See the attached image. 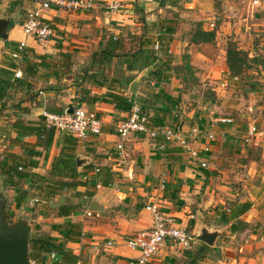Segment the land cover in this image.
I'll use <instances>...</instances> for the list:
<instances>
[{"label":"crops","instance_id":"0c3cea01","mask_svg":"<svg viewBox=\"0 0 264 264\" xmlns=\"http://www.w3.org/2000/svg\"><path fill=\"white\" fill-rule=\"evenodd\" d=\"M37 1L0 0V18H9L12 23L6 39L0 37V67L2 55L22 41L25 42L26 54H45L50 57L52 65L48 69H40V76L33 80L39 92L38 104H23L29 106L23 118L37 119L52 102L73 105L83 99L82 106L96 111L102 118L103 132L78 138L73 150L77 171L90 167L92 170L86 176L93 183L79 186L76 190L82 195L78 197L66 199L57 196L53 200L56 202L54 206L60 201L81 202L80 212L58 217L40 212L39 205L37 216L31 218L24 210L16 213L14 203L9 213L12 214L10 220L16 221L22 215L29 220L31 231L32 222L40 224L42 220V230L56 237L60 235L51 230L52 223L67 220L81 224L82 236L76 241L65 242L67 249L78 256L75 264H138L139 251L129 248L126 240L151 226L152 215L147 205L154 203L173 215L180 226L194 237L203 227L217 230L220 235L214 246L195 239L189 248L174 250L167 243L146 264H264V89L244 93L242 88V93L236 98L238 100L233 99L228 106L220 102L215 105L218 110L228 108L235 114L222 116L231 118V123H217L221 116L207 114L204 107L195 103L198 98L190 96L191 101L188 97L189 89L195 88L191 82L202 77L204 72L200 69H205V62L210 60L213 64L215 55L219 58L218 64L212 67L213 73L207 77L218 78L216 83L219 85L214 88L217 94L224 96L221 89L225 88L220 87L221 81L238 83V88L246 86L244 80L230 75L225 48L220 49V55L215 52L219 50L223 37L228 36L239 49L249 50L250 56L264 59L263 12L252 10L251 0H120L118 11L110 10L107 3L105 5L98 0L87 11L45 10L43 14L56 30V36L41 44L26 36L21 28L27 11L34 8ZM137 7L147 17L139 20L135 11ZM170 9L174 10L176 18L171 20L160 15L162 18L158 23L186 26L195 20V27L200 23L202 31L214 32V38L204 40L196 37L195 29L187 35L185 31L176 30L171 35L167 52H156L154 44L159 30L153 34L150 30L156 27L154 15ZM179 9L182 13L177 17ZM234 11L238 15L237 20L233 17ZM184 16H190L188 23ZM151 34L153 37L149 38ZM110 37L118 38L120 45L115 52L120 54L103 64L101 53ZM149 50L157 57L148 59ZM61 53L68 56H60ZM184 62L191 69L187 74L180 70L184 69ZM222 73L226 78H221ZM252 73L264 87V61L258 62ZM134 81L137 87L132 92L130 86ZM111 93L132 103H141L154 124L168 125L171 121L184 130L195 124L204 128L217 127L210 152L202 155L208 166L201 168L197 160L188 157L177 146L156 150L152 141L143 134L120 138L115 132V123L125 118L129 111L119 110L113 103L101 99ZM15 95L20 96V92ZM93 97L97 99L91 102L84 100ZM253 109L257 111L261 129L256 127V133L249 135V128L253 122L256 123L255 117L252 116L255 120H250ZM241 117L250 120L248 127L238 122ZM208 118L211 121L202 123ZM7 134L14 136L12 132ZM66 135L68 133L55 131L47 152L36 147L40 155L32 156L37 164L29 171L47 175L52 160L67 141ZM25 140L33 142L34 138ZM8 143V138H0V158L5 148L29 157L20 146H8ZM201 143L197 142L196 146ZM253 146L259 151V160L252 157ZM29 183V180H20L24 187ZM231 184L242 188L232 189ZM15 193L13 187L3 186L0 174V200L4 197L7 205L8 196L14 199ZM244 201H250L251 207L239 217L241 222L235 223L238 229L232 232V221L221 224L219 213L229 204ZM91 204L98 209L90 211ZM108 241L112 246H106ZM216 253L219 258L214 261ZM202 254L204 256L192 259Z\"/></svg>","mask_w":264,"mask_h":264},{"label":"trees","instance_id":"16d2710c","mask_svg":"<svg viewBox=\"0 0 264 264\" xmlns=\"http://www.w3.org/2000/svg\"><path fill=\"white\" fill-rule=\"evenodd\" d=\"M175 31V25L171 24L164 25L162 29H159L157 42L160 44V52H167L168 44L171 41V35ZM194 35L204 40H211L214 38V32L202 31L200 23L196 25ZM118 45H120V43L117 37H110L108 39L106 49L101 53L103 64H106V62L110 61L113 57L119 56L120 53L115 52ZM149 54H151V52ZM149 54L146 56L148 59L152 60L155 58L154 55L150 57ZM60 56L66 57L68 55L66 53H61ZM247 59L246 52L239 49L235 44L229 43L226 50V65L230 75L245 81L244 83L246 86H244L243 89L244 93L263 90L264 87L258 80L252 79L249 75L245 74L244 68L246 67ZM147 65L148 64L145 63V66ZM51 66L49 56L36 53H32V55L26 54L25 48H20L19 45H12L11 51L2 55L0 67V112H6L7 115H5L3 120L0 118V124L2 127L4 123L6 130L8 129L9 132L14 133V136L7 137L9 140L8 146H20L23 151H26L29 157L22 156L5 148L0 158V174L3 176V186L13 187L16 190L14 203L17 208H19L25 200L33 199L42 204L40 212L47 215L54 214L58 217H67L71 214L80 212L82 209L81 202H73V200L65 202L60 201L57 206H54L56 202L53 200H55L57 196H64L69 192H71L70 197L82 195V193L76 189L79 186H87L89 182L93 183L89 179L90 177L86 176V173L92 169L87 167L85 171H77L73 150L75 149L78 138L68 134L65 137L67 141L60 150V153L52 160L47 175H39L29 171L37 164L36 161L32 160V156L40 155V152L35 150V148L41 147L47 152L52 144L56 130L46 125L42 114H40L37 119L23 118V114L29 111V106L23 104L30 103L31 105L33 102L35 105L38 104L36 98L39 92L35 89L33 80H37L40 76V69H48ZM183 68L184 69L181 70L186 72H190L191 70L188 69L189 65L187 62H184ZM16 70L21 71L20 77L15 75ZM16 92H20V96L15 100L14 95ZM96 99L93 97V99L85 98L84 100L86 102H91ZM101 99L113 103L117 109L123 111H129L132 106V102L125 99V97L112 93L108 96L101 97ZM10 101L11 103L9 104ZM82 102L83 99H79L74 104L82 105ZM71 106V104L56 105L52 102L44 111L62 113ZM147 114L150 120H152L148 112ZM28 137L34 138V141H26L25 138ZM21 179L25 181L29 180V185L27 187L18 186V182ZM33 186L34 189L31 193ZM86 194L88 193L86 192ZM250 207V201H244L238 204L235 203L228 210L224 209L219 213V221L221 224H228L232 221L230 230L234 232L238 229L236 224L241 222L239 221V217ZM5 217L6 220L11 221L6 209ZM50 228L52 231L59 234L60 237L53 236L46 232L36 233L30 237V260L36 264H47L49 261V254L54 253L55 258L52 260L53 264H75L78 260V256L67 249L65 242L76 241L82 236L83 231L81 224L66 220L62 223H52ZM207 248L211 249L210 247ZM202 256L204 255H198L192 259L196 260L198 257ZM216 256H218V253H216Z\"/></svg>","mask_w":264,"mask_h":264},{"label":"built area","instance_id":"2783aa9c","mask_svg":"<svg viewBox=\"0 0 264 264\" xmlns=\"http://www.w3.org/2000/svg\"><path fill=\"white\" fill-rule=\"evenodd\" d=\"M98 0H39L34 8L30 9L21 24L23 33L30 36L41 44L47 43L56 36V30L43 14L45 10H68L87 11L92 9ZM110 10L118 11L121 8L120 0L107 1ZM250 7L264 13V0H251ZM20 48L25 47V42L19 43ZM154 49L160 50V44L155 42ZM15 55V54H14ZM20 77L19 71L15 72ZM228 82L221 81L220 87L225 88ZM70 108V107H69ZM65 109L62 113L43 111L45 123L48 127L54 128L57 132L68 133L79 139L89 134L100 135L103 130L102 118L96 111L84 108L82 105L73 104L72 112ZM221 123H231L229 117H219ZM0 124V132H1ZM115 132L126 139L131 135L143 134L152 141L153 148L164 151L170 146H177L181 151L193 160H197L201 168H206L207 160L202 155L210 152V144L216 139V133L212 128L193 126L186 130L181 127L154 124L148 114L136 103H132L127 116L115 123ZM249 135L256 133L251 125ZM202 142L199 146L196 143ZM121 147V146H118ZM98 171V170H96ZM152 215V223L149 228L137 232L126 240L129 248L139 251L138 264H146L165 245L174 250H185L195 240L185 227L180 226L176 218L161 210L157 204L147 205ZM228 210V209H227ZM90 212L87 211V214ZM107 247L112 246L111 242L106 243ZM54 253L49 254L47 264H53ZM220 264V263H217Z\"/></svg>","mask_w":264,"mask_h":264},{"label":"rangeland","instance_id":"374dc122","mask_svg":"<svg viewBox=\"0 0 264 264\" xmlns=\"http://www.w3.org/2000/svg\"><path fill=\"white\" fill-rule=\"evenodd\" d=\"M100 2L105 4V5L107 3L106 0H100ZM34 5H36V3ZM181 8H182V6H181ZM224 8L228 9L226 7H224ZM181 10L179 9V11L177 12V17H180L179 14L182 13ZM135 11H136V16L138 17L139 20L141 18L143 19L144 17H147V14H144L142 9H140L139 7H137V9ZM184 11H187V9H185ZM232 11L233 10L231 9V12ZM173 12H174V10L170 9V11L164 10V12L156 13V15H154V21H155L154 23L156 24V27L150 29L152 34L156 33V31H158L159 29H162L164 27V25H169V23L168 24L163 23V22L158 23V21L160 20L159 18H162V16L170 17L169 19H171V20L172 19L174 20L176 18V16L173 15ZM153 14H155V13H153ZM234 14H235V16H233V17L237 20V16H238L237 13L235 12ZM160 15H162V16H160ZM263 16H264V13H263ZM25 17H26V15H25ZM189 18H190V16H184V19L187 21V23L190 20ZM194 21L195 20L189 21V23H191V25L187 24L186 26H180V25H176L175 24V28H176V30L185 31L186 35L187 34H191L192 31H194V29H195V23L196 22H194ZM175 22H177V20H175ZM152 34H151V36H149V38L153 37ZM227 37H223V41L220 43L219 50L215 52L216 54L220 55V49L221 48L222 49L225 48V51H226L229 43H233V44H235L238 47L236 42L232 41V39H230L229 37L227 39ZM135 46H137V43L135 44ZM207 49H208L207 51H209L210 53H213L212 50H210V48H207ZM241 50L247 53V58H248L246 67L244 68L245 69L244 72H245V74L249 75L252 79H254L256 77V75L254 73H252V71L256 68L258 62L264 61V59H262V58L258 59L259 57L256 58V57L250 56L249 53H248L249 50H243V49H241ZM148 52L150 53V50ZM156 52H160V51H156ZM151 55L153 56V51L151 52ZM155 57H157V56H155ZM212 60L214 62L213 64L211 63V60H210L208 62H205V69H200V70H203L202 72H204L202 74V77L200 76L199 80H197L195 82H191L194 85L195 88L189 89L188 92H190V95L188 97L190 98V100H191L190 96L198 98V102H195V103H198V106H200V107H204V111L207 114H210L212 116H215V117L221 116L222 117L223 115L224 116H228L229 114L235 115L233 112H230L228 110V108L225 111H223L222 109L218 110V108H216L215 105L216 104L219 105L221 103V105H223V106H228V102H231V101H233V99H236V98H238L240 96V94L242 93V88L244 89V87L240 86L238 88V86H237L238 83H234V82L231 83L230 81H228V85L225 87V89L224 90L221 89V92L224 93V96H219V94H217L218 93L217 90H214V88H216L219 85V84L217 85V83H216L218 78L211 79V78L207 77V75L209 73L212 75V73H213L212 67L215 64H218L219 58L217 57V55H215L212 58ZM169 69H171V68L169 67ZM181 72L184 73V74L188 73V72H185L184 70H181ZM224 75L225 74L222 73V75H221L222 77L221 78H226V76H224ZM238 81H240V80H238ZM196 86H198V87H196ZM218 91H220V89H218ZM17 97L18 96L14 95V99L15 100L17 99ZM189 98H188L187 101H189ZM236 100H238V99H236ZM191 101H193V100H191ZM135 103L138 104L139 106L141 105V103H139L137 101ZM67 105H68V103H67ZM142 110L147 113L146 110H144V109H142ZM179 111H182V108H179ZM5 115H7L6 112H2V111L0 112V118L2 120L5 117ZM257 115H258L257 111H255L253 109L250 120L252 121L253 119L255 120V118H256V123L253 122V124H252V126L255 128V130H256V127H257V130L261 129V123H260V120H258V116ZM252 116L255 117V118H253ZM241 119L244 120V121H241ZM209 120L210 119L208 118V120L203 121L202 123L206 124V122L209 121ZM250 120H247L245 118L243 119L241 117V118L238 119V122H240V123L242 122L241 124H243L246 127H248V123H249ZM217 123H219V122H217ZM3 124H2V128H1L0 138H7L8 137L7 133H10V132H8V130H6L5 124H4V127H3ZM207 125H208V123H207ZM168 126L176 127L175 124L171 123V121H168ZM216 129H218V128L217 127H212V130L215 133H216V131H215ZM246 131H247V129H246ZM246 131L242 130V132H244V133H246ZM241 134H243V133H241ZM243 135H245V134H243ZM244 146H245V144H244ZM252 150L254 151V153H252V157H255V158H257L259 160V154H258L259 151H258V149H256L253 146ZM18 186L24 187L23 184H20V181L18 182ZM230 186H231L232 189L242 188L241 185L238 186V184H231ZM8 188H10V187H8ZM33 189H34V186L31 189V193L33 192ZM70 194H71V192H69L68 194L64 195L63 197L67 199L70 196ZM8 198H10V199L8 200L7 205H5V207H6L8 216L11 219L12 218V214L9 215V213H10L11 206L14 204V199H13V196L12 197L8 196ZM39 205H40V209H41V205L42 204L40 202H37L35 200L31 201V199H27L21 204V206L19 208L16 207L15 210L17 211L16 213H19L21 210H24L26 215L29 213L28 215L31 218H35L37 216L36 210H37V207ZM231 206H232V204H229V206L227 205L226 209H229ZM35 223H36V225H35ZM37 225H39V226H37ZM42 225H43V221L42 220H40V224L38 222H34V223L32 222V231L30 233V237H32L36 233H43L44 231L40 227ZM227 240L228 239H226V242H228ZM214 258L215 259H213V260L216 261V260H218L219 257H216V255H215ZM30 264H36V263L31 261Z\"/></svg>","mask_w":264,"mask_h":264},{"label":"water","instance_id":"95a60500","mask_svg":"<svg viewBox=\"0 0 264 264\" xmlns=\"http://www.w3.org/2000/svg\"><path fill=\"white\" fill-rule=\"evenodd\" d=\"M12 25L9 18H0V37L6 39L8 27ZM137 83L134 81L130 86V91L136 90ZM68 112H72L70 107ZM5 203L3 197L0 209V264H30L29 241L31 233V224L28 219L18 216L16 221L6 220L2 213ZM93 204V203H92ZM90 205V211H96L98 208ZM220 232L209 230L206 227L200 229L195 235V239L206 243L209 246L216 244Z\"/></svg>","mask_w":264,"mask_h":264},{"label":"flooded vegetation","instance_id":"af4514ba","mask_svg":"<svg viewBox=\"0 0 264 264\" xmlns=\"http://www.w3.org/2000/svg\"><path fill=\"white\" fill-rule=\"evenodd\" d=\"M1 202H2V200H0V209H1ZM5 209H6V207H5V203H4V207H3V210H2V213L5 215ZM1 212V211H0Z\"/></svg>","mask_w":264,"mask_h":264}]
</instances>
